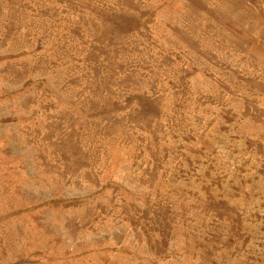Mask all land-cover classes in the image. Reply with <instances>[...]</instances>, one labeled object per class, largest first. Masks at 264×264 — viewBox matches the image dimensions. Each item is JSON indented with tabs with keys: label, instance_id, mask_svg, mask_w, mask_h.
Here are the masks:
<instances>
[{
	"label": "rangeland",
	"instance_id": "obj_1",
	"mask_svg": "<svg viewBox=\"0 0 264 264\" xmlns=\"http://www.w3.org/2000/svg\"><path fill=\"white\" fill-rule=\"evenodd\" d=\"M0 264H264V0H0Z\"/></svg>",
	"mask_w": 264,
	"mask_h": 264
}]
</instances>
